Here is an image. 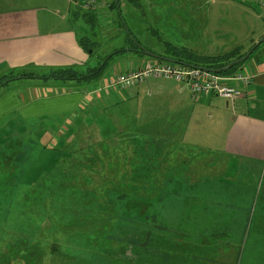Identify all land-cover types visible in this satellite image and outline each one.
<instances>
[{
	"label": "rangeland",
	"instance_id": "rangeland-1",
	"mask_svg": "<svg viewBox=\"0 0 264 264\" xmlns=\"http://www.w3.org/2000/svg\"><path fill=\"white\" fill-rule=\"evenodd\" d=\"M101 3L98 14L101 12V17H109L103 30L108 27L110 33L114 32V36L97 40L85 37L97 44L93 50L95 59L115 53L114 51L119 52L122 48L135 50L132 42L151 54L163 57L170 55L167 45L186 48L197 56H217L236 47L247 51L252 46L251 33L254 32L255 36L264 30V21L257 18L264 15L263 9L239 0H106V3L102 0ZM114 3L115 6L110 9L109 6ZM93 28L96 29L97 26ZM127 29L131 33L130 40ZM85 34L90 36L89 31ZM145 58L143 54L119 52L112 56L102 75L105 74L106 79L113 77L110 70L115 65L130 64ZM22 81L24 80L15 81V84ZM96 83L97 80L83 86L90 87ZM162 83V80L150 81V84ZM10 86H14V82ZM10 91L1 89L0 93H11ZM129 93L130 91L128 94L123 92V95H112L120 101H117L109 113L105 111L104 118L99 117L96 125L99 128L109 126L106 133L101 132L104 137L136 132L138 139L152 141L147 144L149 147H143L141 155L137 153L142 168L123 167L119 159L120 162L111 164V171L105 169L103 173H98L96 169L88 167L85 169L88 176H82L83 173L79 171L82 167L79 152L76 149L83 147H78L79 145L63 148L57 142L54 148H44H52L51 152L40 153L43 149L40 143L35 146L29 143L31 147H13L11 144L15 142V146L26 145L28 138L36 142L38 129H33L27 136L4 140L11 147H0V257L10 258L9 262L14 261L15 248L21 245V239L25 236L31 240V244L40 245L42 250L40 258L29 264H51L52 245L66 239L64 227L75 219V213L66 212L67 207L62 205L66 201L39 199L40 191H44L43 186L56 181L66 187L76 186L77 193L83 189L92 191L96 188H99V192L107 188L116 190L122 199L118 200L119 207L114 211L115 215L110 216L113 220L111 225L116 231L119 228L131 231L132 239L136 241L142 240L133 243L131 237L121 238L120 245L129 246L127 250L130 255H138L141 250V254L146 257L174 256L204 262L192 264H218L216 262L220 258H223L225 264H264V170L256 166L241 165L231 173L227 169L226 158L223 160V167L217 166L216 159L220 152L209 154V160L204 163L207 174L196 175L186 165L178 163L181 166L176 167L181 170L177 175L178 179L186 175L188 183L194 184H187L189 190L186 193L179 191L180 194L176 190L171 194V163L167 164L168 167L159 165V151L162 147H155L156 135L149 133L153 129L139 131L131 119L125 117V113L130 118L142 114L139 112L140 108L148 109L152 106V99L148 97V92L137 95L139 105L136 106L134 99L124 100L132 96ZM0 95V111L3 109L7 112L6 110L15 107V101L4 102L2 98L6 94ZM4 117L5 124L9 117H13V113L5 114ZM1 119L0 117V126L3 125ZM26 122L30 131L31 125L38 121H31V124ZM50 122L53 121H46ZM146 132L148 133L145 134ZM103 135L100 134L99 137L101 142L104 141L101 147H109L107 141L103 140ZM123 136L120 135V138ZM60 148H66L62 153L67 159L62 162L59 159ZM26 151H29L27 156ZM102 153L101 151V155ZM103 154L107 156L106 152ZM202 154L205 156L207 152L202 151ZM125 157L130 158L127 154ZM56 163L58 165L51 177L45 176L43 173L48 172ZM114 165L116 169L113 168ZM121 169H127L128 176L124 174L119 178L117 175L124 173ZM93 173L98 176L93 177ZM112 174L116 176L112 177ZM123 180L128 182L124 184L125 190L121 185L123 183H120ZM181 188L184 189L180 187L179 190ZM122 189V193L118 192ZM69 191L68 188L66 191H51L46 197L77 195ZM115 196L118 195H113L112 198ZM100 205L103 210L99 211L98 217H108L104 215H110L106 210L109 207L107 200H100ZM89 229L90 227L78 228L83 231ZM97 238L104 240L111 239L112 236L106 226H100ZM17 256L25 262L19 259L15 264H27L26 262L36 260L35 254L29 256L26 252L22 256L29 260L19 254Z\"/></svg>",
	"mask_w": 264,
	"mask_h": 264
},
{
	"label": "crops",
	"instance_id": "crops-1",
	"mask_svg": "<svg viewBox=\"0 0 264 264\" xmlns=\"http://www.w3.org/2000/svg\"><path fill=\"white\" fill-rule=\"evenodd\" d=\"M98 1L102 2V0ZM104 2L106 3V0ZM114 6L115 3L109 7L111 9ZM99 11L81 10L69 0H0V75L11 69L28 68L29 66L36 67L39 74L55 68H74L82 71L85 66L94 67L93 61L97 62L98 58L95 59L96 55L90 49L86 51L84 44L80 41H84L87 45L91 44L88 46L94 50L96 42L85 37L97 40L114 36V32L110 33L108 27L103 30L109 17L107 15L101 17L103 14L101 12L98 14ZM89 17L94 18L93 23L97 26L96 29L88 24ZM257 18L264 21V15H259ZM88 31L90 36L85 34ZM263 31L255 36L254 32L251 33L250 37H253L251 45L257 39L264 37ZM122 51L133 52L123 48ZM242 51L246 52L245 49ZM145 57V59H139L130 64L115 65L110 70L113 77L106 79L103 74L97 83L90 87H84L83 82L76 80L70 82L41 80L38 82L40 79H24L22 82L14 83V86L9 88L11 93H0L6 94L2 98L4 102L15 101V107L6 110L7 112L3 109L0 111L2 123L5 114L13 113V117H9L7 122L0 126V147H11L4 143V140L27 136L33 129H38L36 142L28 138L26 145L15 146V142L11 144L13 147H31L30 144L35 146L40 143L43 146L40 153L51 152V149L57 146V142L63 148L79 145L78 147H83L76 149L79 152L78 157L81 162L80 166H82L79 171L83 173L82 176H88V172L85 171L88 167L96 169L98 173L100 171L103 173L105 169L111 171V164L120 162L119 159L123 167L142 168L143 165L137 155H141L143 147H149L147 144L152 141L138 139L136 132L122 133L120 134L124 135L122 138L120 135L104 137L103 133H106L109 126L104 125L99 128L96 123L99 117L104 118L105 111L109 113L117 104L119 99L112 95L119 96L123 95V92L128 94L130 91L129 94L132 96L124 100L134 99L138 106L139 97L137 95L148 92V97L154 100H151L152 106L146 110L141 107L139 112L142 114L138 116L130 118L125 113V117L128 120L131 119L139 131L153 129L149 133L156 135L155 147H162L159 151L161 152L159 165L168 167L167 164L171 163V176H169L171 177V194L176 190L186 193L189 190L187 184H194L188 183L185 179L186 175L178 179L177 175L181 170L176 167L181 168L179 164L186 165L190 168L189 171L195 172L196 175L207 174L204 163L209 160V154L220 152L216 159L217 166L223 167V160L226 158V166L231 173L235 167L237 169L241 165L256 166L264 170V44L257 49L255 56L240 68L246 69L252 78L251 83L249 85L230 83L239 92V96L232 102L216 96L194 98L183 84L167 78L149 77L130 88H121L115 81L119 73H129L146 62L156 61L146 55ZM151 80H162L164 83L150 84ZM132 90L136 95L132 93ZM26 121L30 124L31 121L38 122L31 125L29 131V124ZM46 121L53 122L46 123ZM138 127L144 129H138ZM125 129L128 130L127 127ZM100 134L103 135V140L107 141L109 147H101L104 141H100ZM45 147L52 148L44 150ZM63 148H60V151L66 149ZM101 151L106 152L107 156L105 157L103 153L101 155ZM202 151L207 154L204 156ZM28 152H25V156ZM125 154L130 158H126ZM105 159L108 162L105 163ZM57 165V163L53 165L48 172L53 171ZM113 168L116 169V166L114 165ZM121 171L124 173L117 175L119 178H122L124 174L128 176L127 169H121ZM184 172L186 174V171ZM97 176L98 174L93 173V177ZM111 176L115 177L116 174ZM120 183L128 182L123 180ZM180 187L184 189L179 190ZM98 190L99 188L88 190L90 192L82 190L75 196L60 198L46 197L48 192H40L39 199L63 200L66 201L62 203L63 206L75 207L83 212L92 210L90 213L96 218L92 219L94 225L90 226L89 230H85L88 233L95 229L99 211L103 210L100 203L97 208L92 209L91 201L95 199L110 201L113 200V195H118L122 199L121 195L116 192L108 194ZM108 205L109 207L104 209L109 211L110 215H104H115L113 210L116 208H111L112 204ZM112 221L110 219L106 224H111ZM82 224L88 223L82 222ZM111 232V235L118 236L119 239H67L66 237L59 243L60 245L56 243L52 245L50 263H204L203 261L193 262L190 259L188 260L191 262H188L186 258L174 256L171 258L146 257L141 254V250L138 255H130L127 250L129 246L120 245L121 238L131 237L133 243L142 240L132 239V232L126 229H121L119 232L115 229ZM30 241L27 239L23 245L25 249L19 254V256H22L24 252L29 256L35 254L36 260L26 262L27 264L34 263L42 254L40 245H33ZM139 245L143 246L142 243ZM22 257L29 260V258ZM19 259L25 262L22 258L16 260ZM9 260L10 258L0 257L2 264H15L16 260L12 262ZM216 263L225 264L226 262L220 258Z\"/></svg>",
	"mask_w": 264,
	"mask_h": 264
},
{
	"label": "trees",
	"instance_id": "trees-1",
	"mask_svg": "<svg viewBox=\"0 0 264 264\" xmlns=\"http://www.w3.org/2000/svg\"><path fill=\"white\" fill-rule=\"evenodd\" d=\"M94 18L93 17H89L88 18V24L91 25V27H94ZM127 36L128 39L130 40L131 37V33L130 31L127 29ZM80 43L84 44V48L86 51H92L93 50L88 46L91 44H86L84 41H80ZM264 43H262L260 46H258L255 51L250 55V57L243 63L234 66L233 68H231L229 71L222 73L223 75H227V74H233L236 73L237 71L240 70V68L247 63L248 61H250L254 56H255V52L257 51V49L259 47H261ZM87 45V46H85ZM132 45L134 46L135 50H138V46H136V44H134L132 42ZM254 45V44H253ZM252 45V46H253ZM168 46V50L170 52V55L164 58H168L171 59L175 62H179V63H183L186 65H192V66H196V67H201V68H205L207 70H217V69H221L225 66H227L231 61L241 58L243 57L247 51L250 49H248L246 52H241L242 50H239L236 48H234L232 51L217 55V56H197L194 52L189 51L186 48H178L175 47L173 45H167ZM251 46V47H252ZM90 49V50H88ZM119 52H124V51H119ZM119 52L115 51V53L106 55L104 57H101L100 59H98V63L96 62L94 67L91 66H85V68L82 71H79L77 69L74 68H55V69H48V71L46 73H42L39 74V70L36 69V67L33 66H29L28 68H19V69H11L10 71H8L7 73H4L2 75H0V90H7L9 89V85L11 83H15V81L18 80H24V79H40V80H52V81H64V82H70V81H79V82H83L84 84H89L95 80H99V78L102 76V73L106 71L108 63L111 61L112 56L114 54H118ZM138 54H143L139 51H135ZM144 55V54H143ZM163 57V56H160ZM155 60V59H153ZM156 61H161V60H156ZM124 73V72H121ZM121 73H119L118 75H120ZM117 75V76H118ZM143 82V81H141ZM141 82H137L134 83L132 85H130L129 87L126 88H130L136 84H139ZM82 83V84H83ZM61 156H59L60 162L65 161L67 159L66 155L62 153V151H60ZM72 156V155H71ZM58 162V163H60ZM57 163V164H58ZM67 169V168H66ZM64 170V169H63ZM53 174L52 171L48 172L45 174V176H49L51 177V175ZM106 184V183H103ZM115 185V184H114ZM123 186V189L125 190V185L121 184ZM69 189L71 193H77V187L76 186H70V187H66L64 186L62 183L56 182V181H51V183H46L43 186L44 191H40V192H58V191H66V189ZM119 190L118 192H123L124 190ZM84 190V189H83ZM86 191V190H85ZM116 190L107 188L105 189L103 192L105 193H110V194H114ZM79 192V191H78ZM90 192V191H87ZM120 198L118 196H115V198H113V200L107 201L108 204H112L111 208H116L115 210H117V208L119 207L118 205V200ZM42 201H45V199H42ZM91 208H97V206L100 203V200L95 199L93 202L91 201ZM117 204V205H116ZM66 207V206H65ZM72 208V209H71ZM113 210V211H115ZM73 211L76 215H75V219L73 221H71L67 226H65V235L67 237V239H98L97 237L99 236V228L100 226H106L107 229L110 231V233H112L111 231H114L115 228L113 225L111 224H106V222H108L110 219H112L110 216L106 217V218H98V222L97 225L94 227L95 229L92 232H85L83 230H78V228L80 227H90L94 225V222L92 221V219H95V215L91 214L90 212L92 210H89L88 212H83L75 207H70L67 206L66 212H70ZM113 217V216H112ZM82 222H86L88 224L84 225L82 224ZM84 225V226H82ZM121 229L119 228V230H117L118 232ZM112 238L111 239H119L118 236H113L111 235ZM111 239H104V240H111ZM21 245L17 246L15 248V256L17 254H20L21 251H23V245H25L27 238L25 236H23V238L21 239ZM39 249V248H38ZM18 258V256L15 258V260Z\"/></svg>",
	"mask_w": 264,
	"mask_h": 264
},
{
	"label": "built area",
	"instance_id": "built-area-1",
	"mask_svg": "<svg viewBox=\"0 0 264 264\" xmlns=\"http://www.w3.org/2000/svg\"><path fill=\"white\" fill-rule=\"evenodd\" d=\"M245 3L255 4L264 9V0H239ZM69 2L79 9L96 12L102 4L98 0H69ZM149 77H159L173 79L186 87L194 98L216 96L232 102L239 96L230 83L249 85L251 76L245 68L233 74H214L202 70L195 66H185L180 63L165 61L146 62L132 72H124L116 77V82L121 88L145 81Z\"/></svg>",
	"mask_w": 264,
	"mask_h": 264
},
{
	"label": "water",
	"instance_id": "water-1",
	"mask_svg": "<svg viewBox=\"0 0 264 264\" xmlns=\"http://www.w3.org/2000/svg\"><path fill=\"white\" fill-rule=\"evenodd\" d=\"M262 43H264V37L261 38L259 41H257L248 51L247 53L241 57V58H238V59H235L233 61H231L227 66L221 68V69H217V70H207L205 68H201L202 70H205V71H208L210 73H214V74H222V73H225L227 71H229L231 68H233L234 66L236 65H239L243 62H245L249 57L250 55L255 51V49L260 46ZM139 47V46H138ZM138 50L143 53L144 55H146L147 57L151 58V59H155V60H161V61H165V62H171V63H179V62H175L171 59H168V58H164V57H160L158 55H154V54H151L147 51H145L143 48L139 47ZM183 64V63H181ZM183 65H186V64H183Z\"/></svg>",
	"mask_w": 264,
	"mask_h": 264
},
{
	"label": "flooded vegetation",
	"instance_id": "flooded-vegetation-1",
	"mask_svg": "<svg viewBox=\"0 0 264 264\" xmlns=\"http://www.w3.org/2000/svg\"><path fill=\"white\" fill-rule=\"evenodd\" d=\"M133 52H135V51H139V50H132ZM140 52V51H139Z\"/></svg>",
	"mask_w": 264,
	"mask_h": 264
}]
</instances>
